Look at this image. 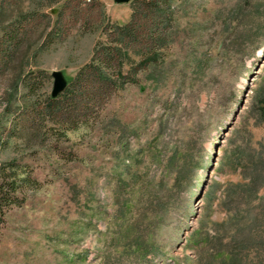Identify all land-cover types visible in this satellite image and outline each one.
<instances>
[{
	"label": "rangeland",
	"instance_id": "1",
	"mask_svg": "<svg viewBox=\"0 0 264 264\" xmlns=\"http://www.w3.org/2000/svg\"><path fill=\"white\" fill-rule=\"evenodd\" d=\"M136 3L23 1L24 51L0 70V181L28 180L0 264H264V0H171L136 82L73 121L32 108ZM142 57L131 48L124 71Z\"/></svg>",
	"mask_w": 264,
	"mask_h": 264
},
{
	"label": "trees",
	"instance_id": "2",
	"mask_svg": "<svg viewBox=\"0 0 264 264\" xmlns=\"http://www.w3.org/2000/svg\"><path fill=\"white\" fill-rule=\"evenodd\" d=\"M23 1L15 0L14 3V0H0V23H3V33L0 35V70L14 64L24 36L26 38L29 32L27 24L32 15L23 12ZM135 1L137 3L134 5L131 20L115 26L110 33V43L97 45L92 60L83 66L76 76H66L67 84L56 95L52 94V87L41 109L38 107L39 102L32 105L41 118L46 114L61 115V117L63 115L73 121L82 114L87 115L98 101L111 92L112 88H117L120 83L126 81L138 80V72L147 68L158 48L167 42L174 11L171 0ZM82 9L84 8L79 5L75 15L81 14ZM16 10L18 14L14 19ZM131 48L143 54V57L124 71V62L129 58ZM52 75L55 81L53 71ZM177 153L176 151L174 164L170 168L172 171L178 160H181ZM181 171L179 173H183ZM2 180L0 181V227L5 221L6 209L19 202V186L26 184L28 177L16 173Z\"/></svg>",
	"mask_w": 264,
	"mask_h": 264
},
{
	"label": "water",
	"instance_id": "3",
	"mask_svg": "<svg viewBox=\"0 0 264 264\" xmlns=\"http://www.w3.org/2000/svg\"><path fill=\"white\" fill-rule=\"evenodd\" d=\"M118 2H128L130 0H116ZM53 74L55 76L54 86L52 90V94L56 95L66 84H67V78L64 75L63 71H53Z\"/></svg>",
	"mask_w": 264,
	"mask_h": 264
}]
</instances>
